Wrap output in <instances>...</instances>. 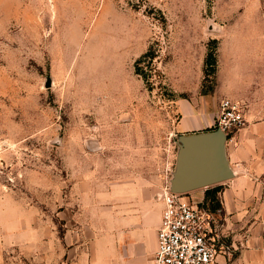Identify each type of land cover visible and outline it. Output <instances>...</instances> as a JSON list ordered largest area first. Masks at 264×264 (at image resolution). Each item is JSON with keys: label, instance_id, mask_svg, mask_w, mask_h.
Returning <instances> with one entry per match:
<instances>
[{"label": "rangeland", "instance_id": "rangeland-1", "mask_svg": "<svg viewBox=\"0 0 264 264\" xmlns=\"http://www.w3.org/2000/svg\"><path fill=\"white\" fill-rule=\"evenodd\" d=\"M224 97L244 114L264 104V0H0V264H73L68 228L154 213L181 101L203 109L196 132ZM25 236L34 248L39 237L32 254Z\"/></svg>", "mask_w": 264, "mask_h": 264}, {"label": "crops", "instance_id": "crops-1", "mask_svg": "<svg viewBox=\"0 0 264 264\" xmlns=\"http://www.w3.org/2000/svg\"><path fill=\"white\" fill-rule=\"evenodd\" d=\"M250 109L244 114V126L233 130L227 141L229 162L238 173L222 183L219 195L236 250L229 259L221 257L219 264H227L231 258L233 264H264V104H252ZM181 110V133H191V125L204 124L201 106L182 100ZM206 122V126L211 124ZM163 208L162 198L154 213L106 215L100 228L92 230L85 223L79 231L68 228L60 241L67 245L73 264H154ZM38 238L34 248L29 247L32 238L25 236L21 248L32 254Z\"/></svg>", "mask_w": 264, "mask_h": 264}, {"label": "built area", "instance_id": "built-area-1", "mask_svg": "<svg viewBox=\"0 0 264 264\" xmlns=\"http://www.w3.org/2000/svg\"><path fill=\"white\" fill-rule=\"evenodd\" d=\"M245 123L242 106L229 97L221 99L216 126L230 135ZM163 200L154 264H219L229 249L222 207H211L204 197L198 202L190 200L168 186Z\"/></svg>", "mask_w": 264, "mask_h": 264}, {"label": "water", "instance_id": "water-1", "mask_svg": "<svg viewBox=\"0 0 264 264\" xmlns=\"http://www.w3.org/2000/svg\"><path fill=\"white\" fill-rule=\"evenodd\" d=\"M51 85L48 76L47 86ZM228 133L220 127L177 136V155L168 188L174 193H189L234 178L237 171L227 155Z\"/></svg>", "mask_w": 264, "mask_h": 264}, {"label": "trees", "instance_id": "trees-1", "mask_svg": "<svg viewBox=\"0 0 264 264\" xmlns=\"http://www.w3.org/2000/svg\"><path fill=\"white\" fill-rule=\"evenodd\" d=\"M148 55V53H146ZM216 65H217V55L214 49H210L207 52L206 58H205V68H204V82H203V93L208 94L211 91H214V76L216 72ZM209 78L212 80L210 81V85H206V81L209 80ZM146 79V76H145ZM217 126H211L208 130L215 129ZM230 136V135H229ZM223 185H216L214 187H209L206 190L205 198L209 201V204L211 207H218L221 205L219 194L222 190ZM186 194V193H185Z\"/></svg>", "mask_w": 264, "mask_h": 264}]
</instances>
